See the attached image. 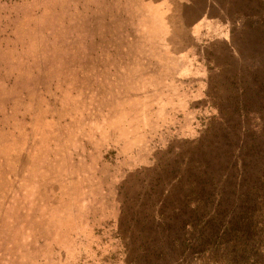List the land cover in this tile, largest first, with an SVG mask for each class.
Returning a JSON list of instances; mask_svg holds the SVG:
<instances>
[{"label": "rangeland", "instance_id": "374dc122", "mask_svg": "<svg viewBox=\"0 0 264 264\" xmlns=\"http://www.w3.org/2000/svg\"><path fill=\"white\" fill-rule=\"evenodd\" d=\"M178 1L0 0V264H195L171 246L197 139L264 159V0H214L227 47L188 57Z\"/></svg>", "mask_w": 264, "mask_h": 264}, {"label": "trees", "instance_id": "16d2710c", "mask_svg": "<svg viewBox=\"0 0 264 264\" xmlns=\"http://www.w3.org/2000/svg\"><path fill=\"white\" fill-rule=\"evenodd\" d=\"M211 3L216 5L214 0H211ZM254 16L258 19L256 25L260 26L253 23L248 29L256 35L264 36V30H262L264 29V12L261 16ZM248 18L250 15H246L245 19ZM181 26L190 37L187 27ZM226 30L230 36L227 25ZM226 42L227 38L222 42L223 45H226ZM256 43L258 44V41ZM226 47L227 45L225 49ZM259 79L263 80L264 77L261 75ZM263 83L264 81H260L258 88L263 89ZM251 105L252 103L246 100L243 102L245 110L241 111L244 108L242 107L238 111L237 116L240 120L237 121V125L241 124V128H243L241 119L253 115V111H250ZM223 118L218 116L214 121L225 124L221 133L225 135L224 140L229 142L226 137L229 133H233L236 125L230 117L226 121ZM208 127L210 126L205 129ZM206 134L207 132H204L201 137H205ZM212 144L208 141L205 145L201 139L196 141L197 158L191 161L192 172L188 184L191 187L189 193L192 204L189 207L185 206L189 209L186 219L176 218L177 228H175L181 232L175 247L170 245V241L166 245L180 250L179 256L182 257H185V252H188V255L196 261L195 264H264V172H254V165L256 168L263 166L264 159L257 160L245 154L240 162L225 163L223 148H226L228 144H219L217 148ZM244 149L248 150L246 147ZM230 166L235 169L233 176L228 171ZM181 186L184 187V184ZM180 212L183 216L186 214L184 210ZM147 228L154 231L155 226L150 224ZM144 242L154 245L158 243V240L155 237L150 239L145 237ZM178 242L179 246H177ZM186 246L187 249L184 248ZM162 255L168 256L166 253ZM154 258L155 255L148 254L144 261L149 264ZM164 260L169 258H163L162 264Z\"/></svg>", "mask_w": 264, "mask_h": 264}, {"label": "crops", "instance_id": "0c3cea01", "mask_svg": "<svg viewBox=\"0 0 264 264\" xmlns=\"http://www.w3.org/2000/svg\"><path fill=\"white\" fill-rule=\"evenodd\" d=\"M183 26L190 32V46L180 52V56L192 54L193 49H197L198 43L214 41L223 42L226 39V25L220 21V9L211 3V0H179L177 3ZM185 19V21H184ZM190 49H192L190 51ZM181 62H183L181 60ZM186 63L180 65L179 70ZM189 70V68H188ZM182 79V78H181Z\"/></svg>", "mask_w": 264, "mask_h": 264}]
</instances>
